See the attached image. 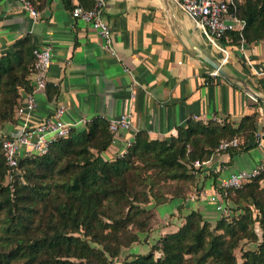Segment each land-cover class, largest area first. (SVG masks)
I'll return each mask as SVG.
<instances>
[{"label": "trees", "instance_id": "obj_1", "mask_svg": "<svg viewBox=\"0 0 264 264\" xmlns=\"http://www.w3.org/2000/svg\"><path fill=\"white\" fill-rule=\"evenodd\" d=\"M62 1L69 8L74 4ZM233 12L243 25L223 31L220 41L264 37V0H234ZM33 47L24 33L0 52V128L14 118L20 88H30ZM254 116L244 113L235 124L187 116L174 132L160 136L137 128L122 152L103 156L111 130L106 118L93 114L44 151L19 155L8 178L0 146V264H264V166L238 185H216L237 211L210 221L197 208L179 213L177 205L168 212L180 217L173 228L159 232L146 249L112 258L149 231L155 204L197 188L199 166L192 160L229 148L218 147V140L247 135Z\"/></svg>", "mask_w": 264, "mask_h": 264}, {"label": "crops", "instance_id": "obj_2", "mask_svg": "<svg viewBox=\"0 0 264 264\" xmlns=\"http://www.w3.org/2000/svg\"><path fill=\"white\" fill-rule=\"evenodd\" d=\"M37 2L32 14L19 0H0V52L11 49L14 38L24 33L34 45L50 46L45 85L34 90L35 105L15 110L1 131H15L24 116L36 122L57 104L63 106L62 117L78 128L93 114L106 118L129 108L131 127L101 150L110 156L137 128L160 136L174 132L187 116L226 118L235 124L254 111L250 132L234 134L238 145L214 149L202 160L195 172L196 189L154 205L156 216L169 220L166 229L179 222V215L167 216L177 205L179 213L197 208L213 221L220 210L208 194L216 192L218 179L234 169L264 166V37L221 41L227 48L222 57L177 0H104L101 13L110 29L106 48L89 23L72 16L62 0ZM210 61L219 63L223 73H211ZM263 182L264 175L259 178ZM223 204L228 213L238 209L231 198L223 197Z\"/></svg>", "mask_w": 264, "mask_h": 264}, {"label": "built area", "instance_id": "obj_3", "mask_svg": "<svg viewBox=\"0 0 264 264\" xmlns=\"http://www.w3.org/2000/svg\"><path fill=\"white\" fill-rule=\"evenodd\" d=\"M19 2L30 13H36V8L30 0H19ZM103 3L104 0H93L89 6L74 3L69 12L72 16L89 23L101 37V44L106 48H110V29L101 13ZM177 3L192 18L194 24L198 26L205 38L215 47L219 48L222 51V57H225L227 48L219 40L218 36L230 28L240 30L244 22L242 17L237 16L233 12L234 0H177ZM33 55V68L29 72L30 88L22 90L21 101L15 108L17 112L28 111L32 108L35 105L34 90L38 88L42 89L45 85L46 68L50 60L49 44L34 45ZM210 72L216 73L217 69L213 67ZM62 111L63 106L57 104L50 113L44 115L36 122L30 123L27 120V116H24L15 131L2 132L0 146L3 159L7 164L6 178L10 176L11 168H14L19 155L42 152L56 136L67 133L73 123L62 117ZM130 115L129 108H124L118 113L106 117L107 126L111 130V140L115 138L120 130L131 127ZM131 137L132 134L122 140L123 144L118 153L124 150ZM236 143L237 138L235 135H232L228 138H220L217 146H235ZM257 143L262 144L260 137H258ZM202 160L194 158L192 163L197 167L203 162ZM262 166L263 163H259L250 168L231 170L218 179L217 185L220 187L238 185L244 178L256 173ZM208 198L214 201L220 213H228V207L223 204L222 194L217 190L208 194Z\"/></svg>", "mask_w": 264, "mask_h": 264}, {"label": "rangeland", "instance_id": "obj_4", "mask_svg": "<svg viewBox=\"0 0 264 264\" xmlns=\"http://www.w3.org/2000/svg\"><path fill=\"white\" fill-rule=\"evenodd\" d=\"M153 202L150 200L147 202V204H152ZM168 216V215H167ZM166 217V216H165ZM165 217H158L154 219L151 228L149 231H147L145 234H141L139 239L137 241H132L128 246H121L120 251L117 255L113 256V259H118L122 257V255H125L131 251L135 250H142L146 249L149 245V242L153 241L155 236L154 230L156 234L161 232L162 230L166 229V224L169 222V220ZM159 228L161 231H157L156 229ZM156 252V251H155ZM235 253H238V249L235 248Z\"/></svg>", "mask_w": 264, "mask_h": 264}, {"label": "water", "instance_id": "obj_5", "mask_svg": "<svg viewBox=\"0 0 264 264\" xmlns=\"http://www.w3.org/2000/svg\"><path fill=\"white\" fill-rule=\"evenodd\" d=\"M210 62L213 65V67H215L217 69V71L223 73V70H222L221 66L219 65V63H217L216 61H210Z\"/></svg>", "mask_w": 264, "mask_h": 264}]
</instances>
